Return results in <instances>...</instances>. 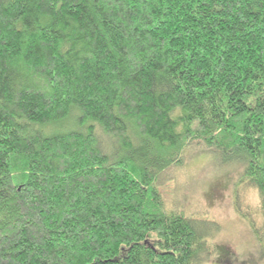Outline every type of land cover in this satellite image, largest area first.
Instances as JSON below:
<instances>
[{"label": "trees", "instance_id": "trees-1", "mask_svg": "<svg viewBox=\"0 0 264 264\" xmlns=\"http://www.w3.org/2000/svg\"><path fill=\"white\" fill-rule=\"evenodd\" d=\"M187 149L242 165L264 258V0H0V264H199Z\"/></svg>", "mask_w": 264, "mask_h": 264}, {"label": "rangeland", "instance_id": "rangeland-1", "mask_svg": "<svg viewBox=\"0 0 264 264\" xmlns=\"http://www.w3.org/2000/svg\"><path fill=\"white\" fill-rule=\"evenodd\" d=\"M242 165H223L214 157L187 149L181 165L161 177L168 210L199 221L207 247L199 264H264L252 223L263 224L258 191L242 183Z\"/></svg>", "mask_w": 264, "mask_h": 264}]
</instances>
